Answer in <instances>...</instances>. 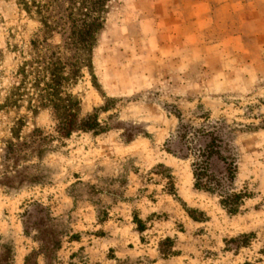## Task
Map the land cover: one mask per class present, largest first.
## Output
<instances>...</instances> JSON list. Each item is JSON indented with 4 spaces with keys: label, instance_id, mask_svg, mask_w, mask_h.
I'll list each match as a JSON object with an SVG mask.
<instances>
[{
    "label": "rangeland",
    "instance_id": "1",
    "mask_svg": "<svg viewBox=\"0 0 264 264\" xmlns=\"http://www.w3.org/2000/svg\"><path fill=\"white\" fill-rule=\"evenodd\" d=\"M25 1L53 31L0 0V264H46L44 243L50 264H264V0H108L91 73L64 86L76 120L96 113L102 130L65 138L42 103L43 69L75 60L78 3ZM199 110L236 149L232 188L250 192L237 214L164 150L180 119L199 126ZM165 238L174 255L159 252Z\"/></svg>",
    "mask_w": 264,
    "mask_h": 264
},
{
    "label": "trees",
    "instance_id": "2",
    "mask_svg": "<svg viewBox=\"0 0 264 264\" xmlns=\"http://www.w3.org/2000/svg\"><path fill=\"white\" fill-rule=\"evenodd\" d=\"M73 5L78 3V17L72 21L70 44L75 48L77 56L73 62H63L58 57H49L44 64L47 80L44 85V108L51 110L55 120V131L60 137H69L75 130H102L97 114L92 113L77 121L80 110L79 101L71 94L64 93V86L69 80H75L80 72L86 69L91 73V50L97 42L98 34L103 28L106 3L108 0H68ZM18 4L29 15L36 14L42 25L43 33L50 35L53 28L47 23L38 6L25 0ZM32 7H35L33 9ZM93 77V74H91ZM195 117L200 119L199 126L179 120L177 127L164 141V150L176 158L190 159L193 186L195 189L215 194L219 203L229 214H237L245 200L250 198L247 190H235L232 184L237 174V152L227 141L223 126L219 120H212L210 115L199 110ZM165 190L175 195V183L172 175L165 176ZM133 222L139 232L145 229L143 221L134 216ZM239 244L246 246L253 234H243ZM168 242V243H167ZM159 252L163 255H174L172 243L165 238L160 243ZM47 244L42 246L44 257L51 252ZM57 246H53V250ZM33 255L24 257L23 264H29ZM36 264V263H34Z\"/></svg>",
    "mask_w": 264,
    "mask_h": 264
},
{
    "label": "crops",
    "instance_id": "3",
    "mask_svg": "<svg viewBox=\"0 0 264 264\" xmlns=\"http://www.w3.org/2000/svg\"><path fill=\"white\" fill-rule=\"evenodd\" d=\"M166 25H168L169 27L168 28H170V31L168 32H165V33H163V35L165 36V37H168V38H170V42H173L174 40L173 39H171V38H178L179 36V39L180 38H183L182 37V33H181V30H179L181 27L178 25V24H176L175 23V20H174V22H173V20H171V21H169V22H166ZM176 29V31H177V33L175 34V35H172V33H171V31L172 30H175ZM178 29V30H177ZM162 34V33H161ZM177 36V37H176ZM184 44V43H183Z\"/></svg>",
    "mask_w": 264,
    "mask_h": 264
}]
</instances>
